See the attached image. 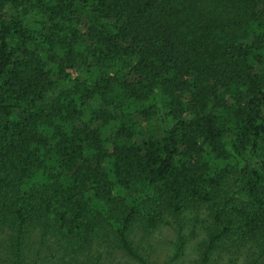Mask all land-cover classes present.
Instances as JSON below:
<instances>
[{"label": "trees", "instance_id": "1", "mask_svg": "<svg viewBox=\"0 0 264 264\" xmlns=\"http://www.w3.org/2000/svg\"><path fill=\"white\" fill-rule=\"evenodd\" d=\"M210 202L198 264L264 254V0H0V264H153Z\"/></svg>", "mask_w": 264, "mask_h": 264}, {"label": "rangeland", "instance_id": "2", "mask_svg": "<svg viewBox=\"0 0 264 264\" xmlns=\"http://www.w3.org/2000/svg\"><path fill=\"white\" fill-rule=\"evenodd\" d=\"M10 43L16 45L15 38H10ZM210 204L179 214L170 209H160L161 213L158 210L155 226L147 229L138 225L135 229L134 242L139 253L153 264H198L208 241V232L216 227ZM113 261L138 264L118 255H114ZM211 264H264V254L231 236L214 250Z\"/></svg>", "mask_w": 264, "mask_h": 264}]
</instances>
